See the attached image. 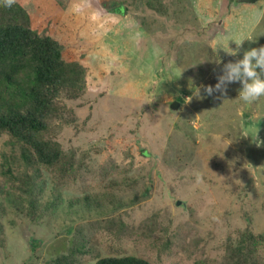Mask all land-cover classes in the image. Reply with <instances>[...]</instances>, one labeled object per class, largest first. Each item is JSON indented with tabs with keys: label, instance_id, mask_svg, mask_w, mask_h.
Wrapping results in <instances>:
<instances>
[{
	"label": "rangeland",
	"instance_id": "rangeland-1",
	"mask_svg": "<svg viewBox=\"0 0 264 264\" xmlns=\"http://www.w3.org/2000/svg\"><path fill=\"white\" fill-rule=\"evenodd\" d=\"M17 1L33 30L78 46L84 91L61 99L49 133L75 155L73 176L42 168L40 205L60 198L58 211L22 214L13 203L28 204L0 173V264H232L245 236L264 237V97L239 100V83L224 97L202 87L264 45V0ZM241 40L238 56L225 52ZM9 140L0 136V169L3 152L18 157ZM76 240L88 254L72 253Z\"/></svg>",
	"mask_w": 264,
	"mask_h": 264
},
{
	"label": "trees",
	"instance_id": "trees-1",
	"mask_svg": "<svg viewBox=\"0 0 264 264\" xmlns=\"http://www.w3.org/2000/svg\"><path fill=\"white\" fill-rule=\"evenodd\" d=\"M30 24L23 1L10 8L0 6V136L9 135L11 150L18 152V157L1 154L0 173L10 181L9 195L19 193V199L23 197L28 206H16L12 197L11 203L36 220L61 208L60 198L45 207L40 205L42 168L54 170L60 179L73 176L75 155L67 154L49 133L53 123L62 120L61 99L80 98L84 86L83 72L75 59L78 46L66 45L54 30L40 35ZM245 237L242 244L230 249V262L259 264L256 254L264 237ZM84 244L76 240L72 253L88 254ZM68 259L57 260V264H66ZM96 264L152 263L127 256L101 258Z\"/></svg>",
	"mask_w": 264,
	"mask_h": 264
},
{
	"label": "clouds",
	"instance_id": "clouds-1",
	"mask_svg": "<svg viewBox=\"0 0 264 264\" xmlns=\"http://www.w3.org/2000/svg\"><path fill=\"white\" fill-rule=\"evenodd\" d=\"M14 3L15 0H0V6L3 7L10 8ZM235 43L237 45L235 50L225 51L228 55L240 54L243 40ZM222 72V75L217 76V83L214 86H202L208 96L219 93L220 97H224L227 95L229 84L239 83L241 85L237 97L239 100L251 104L264 97V45L244 50L242 58L223 64ZM257 146H260V142ZM196 176L199 181L201 177L198 173Z\"/></svg>",
	"mask_w": 264,
	"mask_h": 264
},
{
	"label": "water",
	"instance_id": "water-1",
	"mask_svg": "<svg viewBox=\"0 0 264 264\" xmlns=\"http://www.w3.org/2000/svg\"><path fill=\"white\" fill-rule=\"evenodd\" d=\"M236 1H238L239 3H253V4H255L259 0H236ZM180 105H181L180 102H176V101L173 102L171 104V110L177 112L179 110V108H180ZM177 205L180 206L181 205V202H178Z\"/></svg>",
	"mask_w": 264,
	"mask_h": 264
}]
</instances>
